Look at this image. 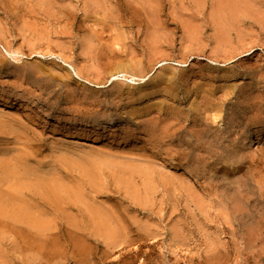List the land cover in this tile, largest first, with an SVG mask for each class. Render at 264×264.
<instances>
[{
  "label": "rangeland",
  "instance_id": "1",
  "mask_svg": "<svg viewBox=\"0 0 264 264\" xmlns=\"http://www.w3.org/2000/svg\"><path fill=\"white\" fill-rule=\"evenodd\" d=\"M127 60L143 66L139 68L144 69V73L140 74V77L136 74V78H143L145 82L108 78L117 64ZM35 68L39 70L37 74L34 73ZM158 74H167L170 82L168 79L157 81ZM262 75L264 0H0V119L6 122L0 123L1 130L4 127V130L0 131V214L4 215H1L0 226L5 227H0V235L6 238L0 237V264H67L69 261L68 264H74L69 258L72 247L67 245L87 246L92 249L90 258L96 259L88 264H243L244 258L236 257L237 250L248 257L251 252L249 254L247 250L253 251V254L262 251L260 247L264 248V235L260 238V245L255 244L254 249L248 248L244 251L246 254L240 248L229 244L230 237L223 234L220 225L222 222L224 225L227 223L226 219L220 217L225 213L222 207V210H218V207L214 209L208 202L202 210L204 203L209 200L203 196V203L201 196L197 193V197L196 193H193L192 180L182 174L179 166L172 165V161L162 162L159 155L162 151L156 154L159 159L150 157L153 159L151 162L148 158L149 163L156 164L142 165L151 166L149 177L142 173L135 176L137 173L126 175L120 172L119 160L128 162L131 156L126 155L124 158V154L117 155L119 149L138 147L149 150L152 145L155 146L154 142L147 139L152 133L148 134L149 129L141 126L142 122L145 123L143 119H146V123L149 120L159 121L161 115L165 119L166 114L158 112V107H155L156 110L147 108L152 101L155 103L159 98V101L167 100L166 103L169 100L167 104H171L173 100L175 110L180 107L179 110L184 111L189 101L201 102L204 95L202 91H212L213 93L209 92L211 100L217 101V104L219 102V105L224 104L222 113H225V107L238 102L236 112L243 116V110L247 108L245 112H249L248 115L252 117L251 105L260 99L264 100ZM151 86H156L161 92L157 91L156 96H149L151 98H142L144 101L133 96L137 88ZM47 87H50V90ZM114 88L121 91L120 95L116 93L117 97L111 93ZM162 90L167 94L170 91L174 93L171 94L173 98L170 94L165 95ZM32 95L41 97L37 99ZM35 99L37 101H34ZM44 99L46 104L42 101ZM53 104L54 106H51ZM171 105L170 113L174 116V108ZM207 112L210 113L204 115L211 116L206 120L207 123L215 127L220 126L221 130L226 132L228 125L225 127L224 124L229 120L221 112ZM219 113L221 118L214 120V116H219ZM105 115L113 118L115 116L116 123L109 127L104 126L101 121ZM17 116L21 117V121ZM95 116L98 118L97 122H91L90 119ZM12 117L18 119L15 121ZM84 121L92 124L86 126ZM240 121L239 126H236L242 131L244 129ZM120 125H123L124 129ZM225 135L227 136L226 133ZM251 140V145L243 144L244 141L240 145L226 142L223 145V161L217 167L211 166L216 169L209 167V170L212 175L217 173L222 178L226 175L230 180L238 182L242 179L241 181L248 182L247 185L252 187L255 193L253 198L257 199L259 190L263 191L261 187L264 188V133L259 137L253 135ZM230 150L232 151L229 152ZM113 151L115 156L110 155ZM233 151L237 157L232 155ZM81 154H91V159L104 156L107 163H101L102 167L97 171L100 175L95 173L99 180H96L97 177H86V174L83 176L79 165L71 166L72 162L75 164L74 160L82 159ZM18 155L23 157L20 159ZM64 158L65 162L74 160L66 164ZM90 158L83 156L87 161ZM111 158L114 161L108 162ZM131 158L129 161L132 162L134 158L140 164L143 160ZM136 161L135 164H139ZM239 166L241 167L238 168ZM162 174L167 181L161 179ZM87 178H92V182L89 183ZM145 181L147 184L144 186ZM66 189H69V192L65 191ZM70 197L73 200H70ZM77 197L78 201L74 199ZM198 200H201V203ZM108 202L110 203L107 204ZM195 203L203 207L199 208ZM262 204L264 202L261 203L264 209ZM97 205L103 210L109 205L110 208L112 206L111 209L108 207L107 211L114 214L117 220L114 234L107 235L97 228L93 210ZM12 210V213H23L25 221H20L21 218H17L21 223L16 218L12 220ZM3 212H10L11 215L8 217ZM119 215L124 221V227H119ZM5 216L14 222H9ZM36 216L39 217L38 221L43 219L48 223L51 227L49 231L53 230L51 233L58 228L65 233L71 231L72 239L66 234L54 240L52 234L48 236L50 232L47 230H33L35 227L31 224L35 223ZM4 221L10 225H4ZM65 229L70 231L66 232ZM262 231L264 233V229ZM124 235L128 237L130 244ZM225 244L230 245L228 253L224 248ZM53 245L58 247L55 246V258ZM106 249H113L112 252L115 253L111 255V250L107 253ZM215 249L216 253L226 254L223 257H214ZM133 253L138 256L135 257ZM122 254L124 258L120 257ZM255 255L256 253L252 256L254 258L249 257L251 261L249 260L248 264H257L259 259ZM126 256L133 259V262ZM216 258L220 259L217 261Z\"/></svg>",
  "mask_w": 264,
  "mask_h": 264
},
{
  "label": "bare ground",
  "instance_id": "2",
  "mask_svg": "<svg viewBox=\"0 0 264 264\" xmlns=\"http://www.w3.org/2000/svg\"><path fill=\"white\" fill-rule=\"evenodd\" d=\"M129 60H127V62H125L124 63V61L123 62H121V63H119V64H117L116 66H115V70H114V72H111L110 74H109V79H113V80H116V79H120V78H124L125 80H130V82H135V81H144L143 80V78H136V77H140L141 75L140 74H142V73H144V72H142L143 70L141 69V68H139L140 66H141V64L139 65L138 63L137 64H135V63H132V62H128ZM131 61V60H130ZM141 67H143V66H141ZM31 68H33V67H31ZM30 69V68H29ZM36 69V68H35ZM38 69V68H37ZM35 70L36 72H34V70L33 69H31V70H33V72L35 73V74H37V71H39V70ZM17 71H19V70H17ZM24 71V70H23ZM27 70H25V72H26ZM20 72V71H19ZM24 72V73H25ZM29 72V71H28ZM16 73V72H15ZM18 73V72H17ZM23 73V74H24ZM30 73V72H29ZM28 74V73H27ZM32 74V73H31ZM77 74V73H76ZM127 74H132L131 76H127ZM138 76H137V75ZM33 75V74H32ZM167 75V74H166ZM166 75H164V74H158V76H159V78L157 79V81H160V82H163V81H165L166 79H168V81L170 80V78L168 77V76H166ZM169 75V74H168ZM172 75V74H171ZM257 75V74H256ZM157 76V77H158ZM258 76H259V74H258ZM262 76H264V75H262ZM82 77V76H81ZM143 77V76H142ZM171 77H173V76H171ZM156 78V77H155ZM154 78V79H155ZM176 78V77H175ZM35 79H37V78H35ZM35 79H33V80H35ZM181 80L183 79V77H181L180 78ZM45 80V79H44ZM36 81V80H35ZM42 81H43V78H42ZM47 82H49L48 80H46ZM111 81V80H110ZM38 81H36V83H37ZM47 82H43V83H47ZM145 82V81H144ZM156 82V81H155ZM170 82V81H169ZM180 82V81H179ZM39 83V82H38ZM42 83V84H43ZM54 83V82H53ZM140 83V82H139ZM174 83V82H173ZM39 84H41V83H39ZM39 84H37V85H39ZM144 84V83H143ZM50 85V84H49ZM138 85V84H137ZM41 86V85H40ZM53 85H51V87H52ZM181 86H183V84H181ZM180 86V87H181ZM39 87V86H38ZM42 87V86H41ZM45 87V86H44ZM118 87H119V85H118ZM121 87V86H120ZM159 87V86H158ZM173 87V86H172ZM3 88V87H2ZM1 88V89H2ZM43 88V87H42ZM48 89L50 88V87H47ZM141 88V89H140ZM140 88H137L138 90L136 91V93H133V96L135 95V96H137V99H139V100H141L142 98H148L149 96H156V92L157 91H160V89H157L156 88V86H151V88H147V87H140ZM160 88V87H159ZM162 88H164V87H161V89ZM184 88V87H183ZM47 89V90H48ZM121 90H122V87L120 88ZM120 89H115L114 88V90H112L113 92H111L112 94L114 93L115 94V96L117 95V94H119V92L121 93V91H120ZM166 89V88H165ZM164 89V91H167V90H165ZM173 89H175V88H173ZM172 89V90H173ZM177 89V88H176ZM180 89V88H179ZM185 89V88H184ZM187 89V88H186ZM10 90V89H9ZM9 90H7L6 89V91H9ZM39 90H41V89H39ZM44 90H46V88L44 89ZM50 90V89H49ZM2 91H5V90H3L2 89ZM14 91V90H13ZM173 91H175V90H173ZM184 91H186V90H184ZM10 92H11V90H10ZM72 92V91H71ZM81 92V91H80ZM123 92V91H122ZM161 92V91H160ZM162 92H163V90H162ZM180 92V91H179ZM183 92V91H182ZM182 92H181V94H182ZM186 92H188V91H186ZM209 92H211V93H213L212 91H209ZM209 92H201V93H203L204 95H202V99H201V102L199 101H195L194 99H192V100H194L195 102H193V103H191L190 101L188 102L189 104H188V106H186V110H179L180 109V107L179 106H175V107H179L177 110H175V108H174V105L172 104L173 103V100H172V105L171 104H167L168 102H169V100H168V102L166 103L165 101H167V100H161V101H159L161 98H159V99H156L157 101H155V103L152 101L150 104H149V106L147 107V108H151L152 110H154L153 108H157L158 107V110H160V111H158V112H163L164 113V115L166 114V116H165V119H164V117H161L160 116V118H159V121L158 120H147L148 122L146 123V119H143V120H145V123L144 122H142V126L141 127H146V128H148L149 130H148V134H149V132H151L152 133V135L151 136H147V139L148 140H150L151 142H154V144H155V146L154 147H150L149 148V150H147L146 148L145 149H143V148H138V147H136V148H132L131 146H129V147H131V148H127V149H119V148H117V149H119L118 150V153H117V155L118 154H124L123 156H124V158H125V156L127 155V157H135V158H138V159H143L144 161L145 160H147V161H145V162H143V160L141 161V164L138 162V161H136L134 158H133V161L135 160L136 162H138L139 164H135V161L133 162H131V161H129V159L131 158H129L128 159V162H122V160H121V162H120V160H119V163L121 164H119L118 162H117V160L115 161V162H117V165L119 164V166H120V172H124L126 175L127 174H134V173H137V174H135V176L136 175H138V174H140V173H142L144 176H150V174H151V166L150 167H148L147 165H146V167L145 166H142V165H145V164H150V165H153V164H156V163H154L153 162V164H151V163H149L150 162V160L148 159V158H150V157H153V158H156L157 156H156V154H158V152H160V151H162L161 153H159V155L162 157L161 158V160H162V162H164V161H172V165H176V166H179L180 168H181V170H182V174L185 176V177H187L188 178V180H192V187H191V190L193 191V193H196V195H197V197H199L198 196V194L201 196L200 197V199L202 198V202H203V196L207 199V200H209V201H204L203 203H204V207L200 204V205H198V203H195V205L197 204L198 205V207L199 208H202V210L205 208V206H206V204H208V202H209V204H210V206L212 205V206H214V209H216V207H218L217 209L218 210H222L223 209V212H225V213H223V216H220L222 219H226L225 221H227V223L224 225V223L222 222L220 225H222L221 226V228H223L222 230H223V234H225L226 236H229L230 237V243L229 244H231V245H233L235 248H240L241 249V251L242 252H244V251H246L248 248L249 249H251V247H253V249L255 248V244H258V245H260L259 244V242L261 241L260 240V238H261V236L262 235H264V233H263V229H264V209H263V207L261 206V203H263L264 202V188H262L261 187V190L263 189V191H260L259 190V192H258V194H259V197L257 198V199H255V198H253V196H255V193H254V190H252V187H249V185H247V183H246V181H236V180H230V179H227L226 178V175H225V178H222L220 175H218L217 173H215V175L217 174V176H215V175H212L210 172H212V171H210L211 169L210 168H215V167H217V166H219L220 165V162H222L223 160V145H225L226 144V142H233V143H235V144H239L240 145V143H242V141H244L245 143H243V144H250L251 142H252V140H251V138H252V136L253 135H256V136H260L262 133H264V100H259L258 102H256L255 104H253V105H251V107H253V109H252V112H253V116L252 117H250L249 115H248V113H246L245 111H246V109L245 110H243L244 112H243V116H241V115H239L238 114V112H236V107L238 106V102H235V103H232V104H230L231 106H228V107H225V113H222L223 111L221 110L222 109V107H223V105L224 104H220L219 105V102H218V104L216 103V102H213L212 100H211V95H210V93ZM250 92V91H249ZM249 92L247 93V94H249ZM263 92V91H262ZM25 93V92H24ZM40 93V92H39ZM42 93H44L43 92V89H42ZM68 93H70V92H68ZM76 93H78V91L76 92ZM117 93V94H116ZM163 93H166V92H163ZM169 93V92H168ZM185 93V92H184ZM190 93V92H189ZM188 93V94H189ZM241 93H242V91H241ZM256 93V92H255ZM259 93V92H258ZM3 94V93H2ZM9 94V93H8ZM22 94V93H21ZM21 94H20V96H21ZM26 94V93H25ZM29 94H31V93H29ZM28 94V95H29ZM46 94H47V92H46ZM45 94V95H46ZM75 94V93H74ZM84 94H86V93H84ZM114 94H113V96H114ZM128 94V93H127ZM132 94V93H131ZM160 94V93H159ZM170 95L171 94H174V93H172L171 91H170V93H169ZM169 94H165V95H169ZM186 94V93H185ZM199 94H200V92H199ZM253 94V93H252ZM11 95H12V93H11ZM10 95V96H11ZM23 95V94H22ZM35 95V94H34ZM38 95V94H37ZM44 95V96H45ZM68 95H71V94H68ZM87 95V94H86ZM120 95V94H119ZM165 95H163V96H165ZM191 95V94H190ZM213 95V94H212ZM246 95V94H245ZM255 95V94H254ZM9 96V95H8ZM16 96V95H15ZM15 96H14V98H15ZM19 96V97H20ZM33 96V95H32ZM31 96V97H32ZM43 95H42V97H44ZM49 96V95H48ZM47 96V97H48ZM54 96V95H53ZM74 95L72 94V97H73ZM77 96H78V94H77ZM121 96H122V94H121ZM120 96V97H121ZM162 96V97H163ZM175 96V95H174ZM178 96V95H177ZM185 96V95H184ZM189 96V95H188ZM242 96H243V93H242ZM17 97H18V95H17ZM26 97V96H25ZM33 97H36L37 99L39 98L40 99V97H41V95H40V97H37V96H33ZM47 97H45V98H47ZM69 97V96H68ZM117 97V96H116ZM119 97V96H118ZM170 97V96H169ZM171 97H172V95H171ZM21 98V97H20ZM23 98H24V96H23ZM53 98V97H52ZM88 98V97H87ZM149 98H151V97H149ZM166 98V97H165ZM168 98V97H167ZM166 98V99H167ZM173 98V97H172ZM180 98V97H179ZM193 98V97H192ZM239 98V97H238ZM247 98V97H246ZM252 98V97H251ZM29 99V98H28ZM43 99V98H42ZM75 99V98H74ZM86 99V98H85ZM135 99V98H134ZM136 99V100H137ZM154 99V98H153ZM164 99V98H163ZM169 99V98H168ZM175 99V98H174ZM177 99H178V97H177ZM187 99V98H186ZM185 99V100H186ZM5 100H7L6 98H5ZM32 100H33V98H32ZM46 99H44V100H42V101H45ZM69 100H70V98H69ZM149 100V99H148ZM180 100V99H179ZM191 100V99H190ZM241 100H242V98H241ZM34 101H37L36 99L34 100ZM34 101H33V103H34ZM49 101V100H48ZM55 101H57V100H55ZM130 101V100H129ZM142 101H144V99H142ZM142 101H141V103H142ZM149 101H151V100H149ZM181 101V100H180ZM225 101V100H224ZM227 101V100H226ZM245 101V100H244ZM243 101V102H244ZM32 102V101H31ZM49 102H52V101H49ZM64 102H66V101H64ZM71 103H72V100L70 101ZM90 102V101H89ZM128 102V101H127ZM132 102H134L133 100H132ZM175 102V101H174ZM179 102V101H178ZM186 102V101H185ZM184 102V103H185ZM230 102V101H229ZM241 102V101H240ZM7 103V102H6ZM53 103H54V101H53ZM67 103V102H66ZM85 103V102H84ZM87 103V102H86ZM129 103V102H128ZM147 103V102H146ZM152 103H154V104H152ZM191 103V104H190ZM221 103V102H220ZM242 103V102H241ZM37 104H39V103H37ZM45 104H46V101H45ZM48 104V103H47ZM49 104H51V103H49ZM68 104V103H67ZM91 104V103H90ZM129 104H131V103H129ZM229 104V103H228ZM243 104V103H242ZM247 104V103H246ZM32 105V104H31ZM40 105V104H39ZM79 105H81V103L79 104ZM85 105V104H84ZM89 105V104H88ZM147 105H148V103H147ZM146 105V106H147ZM170 105L174 108L173 109V111H174V116H172L171 114L172 113H170L172 110H170L169 108H171L170 107ZM178 105V104H177ZM50 106V105H49ZM49 106H47V107H49ZM51 106H54V104L53 105H51ZM57 106V105H56ZM160 107V108H159ZM183 107V106H182ZM250 107V106H249ZM40 108V107H39ZM38 108V109H39ZM144 108H145V105H144ZM156 108H155V110H156ZM51 109H53V108H51ZM51 109H49L48 108V110H51ZM57 109V108H56ZM169 109V110H168ZM251 109V108H250ZM249 109V110H250ZM40 110V109H39ZM42 110V109H41ZM45 110V109H44ZM87 110V109H86ZM146 110H148V109H146ZM152 110H150V111H152ZM36 111V110H35ZM87 111H89V110H87ZM86 111V112H87ZM169 111V112H168ZM207 111H216V112H221L222 113V115H224L226 118H227V120H229V121H227V123H225L224 124V126L227 124L228 125V128H226L227 129V131L226 132H224L223 130H221V128H220V126L219 127H215V126H211V125H209L208 123H207V119L209 118V116L210 115H208L209 113L207 112ZM242 111V110H241ZM240 111V112H241ZM39 112V111H38ZM44 112V111H43ZM56 112V111H55ZM66 112V111H65ZM134 112V111H133ZM155 112V111H154ZM45 113H47L46 111H45ZM44 113V114H45ZM113 113V112H112ZM127 113H129V112H127ZM204 113L206 114V113H208L206 116L204 115ZM214 113V112H213ZM212 113V114H213ZM221 113H219L218 115L219 116H216L215 114V116H214V120H217V119H219V118H221ZM242 113V112H241ZM48 114H49V111H48ZM47 114V115H48ZM79 114V113H78ZM77 114V115H78ZM130 114H132L131 112H130ZM149 114V113H148ZM151 114V113H150ZM153 114V113H152ZM167 114H170V116H168ZM2 115H3V113H2ZM6 115V114H5ZM46 115V114H45ZM62 115V114H61ZM103 114H101V116H102ZM107 115V114H106ZM105 115V116H106ZM112 115V114H111ZM115 115H116V113H115ZM119 115V114H118ZM128 115V114H127ZM134 115V114H133ZM141 115V114H140ZM7 116V115H6ZM85 117H86V115H84ZM100 116V117H101ZM119 116H121V114L119 115ZM131 116V115H130ZM146 116V115H145ZM172 116V117H171ZM247 116H249V117H247ZM17 117H19V116H17ZM82 117H83V115H82ZM140 117V116H139ZM152 117H153V115H152ZM155 117V116H154ZM175 117V118H174ZM211 117V116H210ZM1 118H4V116H1ZM7 118V117H6ZM14 117H12V120H14L15 119V121L18 119H16V117L13 119ZM21 117H19V119L18 120H20L21 121V119H20ZM84 118V117H83ZM114 118H115V116H114ZM112 116H110V115H108V116H106V117H104L103 116V118H102V121H101V123H103L104 124V126H111V125H113V124H115L114 123V121L116 120L117 121V119H114ZM117 118V117H116ZM119 118V117H118ZM127 118V117H126ZM183 118H185L184 120H183ZM228 118H230V119H228ZM243 118V119H242ZM75 119V118H74ZM74 119H73V121H74ZM97 117L95 116V117H92L90 120H91V122H97ZM121 120H124L123 118H120ZM130 119V118H129ZM155 119H156V117H155ZM161 119H164V121L162 120L161 121ZM167 119V120H166ZM240 119H242V122L240 121ZM2 119H0V121H1ZM76 120V119H75ZM81 120V119H80ZM128 120V119H127ZM143 120H141V121H143ZM183 120V121H182ZM212 120H213V118H212ZM4 121V122H3ZM3 121H1L0 123H6L5 122V120H3ZM120 121V120H119ZM128 121H131V120H128ZM141 121H140V123H141ZM157 121L159 122V123H157ZM239 121L241 122V124L243 125V129L244 130H238V124H239ZM11 122H13V121H11ZM79 122H81V121H79ZM85 122V121H84ZM89 123V122H85V124H86V126H90L92 123ZM99 122V121H98ZM127 122V121H126ZM161 122V123H160ZM121 123V122H120ZM132 123V122H131ZM210 124H213L212 122H209ZM76 124V123H75ZM84 124V123H83ZM94 124V123H93ZM98 124H100V122L98 123ZM123 124V123H122ZM129 124V123H128ZM219 125H220V122L218 123ZM1 125V124H0ZM13 125V124H12ZM80 125V124H79ZM125 125V124H124ZM127 125V124H126ZM125 125V126H126ZM132 125V124H131ZM134 125V124H133ZM138 125V124H137ZM213 125H216V123L215 124H213ZM236 125H238V126H236ZM83 126V125H82ZM121 126V125H120ZM123 126V125H122ZM121 126V127H122ZM128 126V125H127ZM136 126V125H135ZM119 127V126H118ZM130 127V126H129ZM137 127V126H136ZM226 127V126H225ZM4 128V127H3ZM2 128V130H4ZM105 128V127H104ZM113 128H114V126H113ZM116 128V127H115ZM123 128V127H122ZM121 128V129H122ZM131 128H133V127H131ZM135 128V127H134ZM118 129V128H117ZM124 129V128H123ZM126 129H128V127L126 128ZM136 129V128H135ZM138 129V128H137ZM142 129V128H141ZM141 129H138V130H141ZM240 129V128H239ZM1 130V127H0V131H2ZM120 130V129H119ZM130 130V129H129ZM132 130V129H131ZM122 131V130H121ZM128 131V130H127ZM135 131H137V130H135ZM123 132V131H122ZM138 132H140V131H138ZM1 133V132H0ZM125 133V132H124ZM123 133V135H126V134H124ZM144 133V132H143ZM150 133V134H151ZM225 133L227 134V136L225 135ZM11 134V133H10ZM130 134V133H129ZM145 134V133H144ZM144 134L143 135H141L142 136V138L144 137ZM147 134V135H148ZM146 135V134H145ZM128 136V135H127ZM131 136V135H130ZM146 137V136H145ZM255 137V136H254ZM145 139V138H144ZM142 140V139H141ZM146 140V139H145ZM146 142H147V140H146ZM146 142L144 143V144H146ZM149 142V141H148ZM140 143V142H139ZM143 144V145H144ZM234 144V145H235ZM28 145V144H27ZM233 145V147H236V146H234ZM242 145V144H241ZM251 145V144H250ZM112 146V145H111ZM122 146V145H121ZM133 146H135V145H133ZM149 146V145H148ZM229 146V145H228ZM228 146H226L228 149H229V147ZM120 147V146H119ZM126 147V146H125ZM142 147V146H141ZM247 147V146H246ZM248 147H250V146H248ZM32 148V147H31ZM226 148V149H227ZM231 148V147H230ZM238 148V147H237ZM237 148H235V149H237ZM28 149H30V148H28ZM228 149H227V152H228ZM232 149V148H231ZM100 150H103V149H100ZM99 150V151H100ZM116 150V149H115ZM238 151L240 150V149H237ZM237 150H236V152H237ZM242 150V149H241ZM104 151V150H103ZM225 151V150H224ZM232 150H230L229 152H231ZM243 151V150H242ZM108 152H110L109 150H108ZM234 152V151H233ZM236 152H234V153H232V155L233 154H235ZM115 153V151H113V153H110V155L111 156H113L112 154H114ZM226 152H224V154H225ZM238 153V152H237ZM95 154V153H94ZM99 154V153H98ZM239 154H241V152L239 153ZM245 154H246V152H245ZM82 155V154H81ZM80 155V156H81ZM91 155V154H90ZM89 155V156H90ZM110 155H108V156H110ZM116 154H114V156H115ZM236 155V154H235ZM19 157H20V155H18ZM70 156V155H69ZM69 156H68V158H69ZM83 156H85L86 157V159L87 158H90L89 156H86V155H82V159H80V160H74V159H72L71 161H75V164H74V162H72L73 164L71 165L72 167H74V165H79L81 168H82V170H83V176L86 174V177H87V175L88 176H91L92 178H94V177H97V179L96 180H99L100 178H98V176H95L96 174V172L98 171V169L100 170V166L102 167V165H101V163H107L106 162V160H104V156H103V158L102 157H100V156H98V157H93L92 159L90 158V160L89 161H87V160H85V159H83ZM95 156H97V155H95ZM106 156V155H105ZM225 156V155H224ZM229 156V158H230V155H228ZM240 156V155H239ZM21 157H23V156H21ZM21 157H20V159H21ZM91 157H92V155H91ZM236 157H237V155H236ZM235 157V158H236ZM65 158H66V156H65ZM64 158V159H65ZM78 158V157H77ZM81 158V157H80ZM106 158V157H105ZM110 158V157H109ZM116 158V157H115ZM158 158V157H157ZM107 159H108V157H107ZM112 160L110 161V160H108V162H112V161H114L113 160V158H111ZM118 159H119V157H118ZM121 159V158H120ZM151 159V158H150ZM159 159V158H158ZM239 159V158H238ZM124 160V159H123ZM131 160H132V158H131ZM152 160L153 159H151V162H152ZM225 160V159H224ZM233 160V162H234V159H232ZM242 160H243V158H242ZM64 162L66 161V159L65 160H63ZM69 161V160H68ZM71 161H69V162H65L66 164H68V163H70ZM125 161H127V160H125ZM140 161V160H139ZM149 161V162H148ZM239 161V160H238ZM63 162V163H64ZM173 162L175 163V164H173ZM227 162H229V159L227 160ZM233 162L231 161V165L233 164ZM235 162H237V161H235ZM241 163H242V161H240ZM111 164V163H110ZM110 164H109V166H110ZM223 164V163H222ZM222 164H221V167H223L222 166ZM229 165H230V162L228 163ZM235 164V163H234ZM238 164V163H237ZM112 165V164H111ZM115 165V164H114ZM215 165V167H211V166H214ZM103 166H104V164H103ZM108 166V167H109ZM108 167H106V169L108 168ZM153 167H155V166H153ZM210 167V168H209ZM234 167V166H233ZM241 166H239L238 168H240ZM104 168V167H103ZM110 169H114V170H117V169H115V168H111V167H109ZM237 168V167H236ZM105 169V168H104ZM103 169V170H104ZM155 169H156V167H155ZM210 169V170H209ZM216 169V168H215ZM151 170V171H150ZM237 170H239V169H237ZM105 171V170H104ZM102 172V171H101ZM155 172H157V171H155ZM98 173V172H97ZM113 173V172H112ZM99 174V173H98ZM101 174V173H100ZM99 174V175H100ZM153 174H154V172H153ZM114 175V174H113ZM129 175V177H131ZM158 175V174H157ZM125 176V175H124ZM162 177H163V174L161 175ZM238 176V175H237ZM99 177H101V176H99ZM126 177V176H125ZM134 176H132V178H133ZM140 178H141V176H139ZM152 177V176H151ZM161 177V179H164L165 180V178L163 177L162 178ZM166 177V176H165ZM92 178L91 179H89V178H87V180H89L88 182L89 183H91L92 182ZM102 178V177H101ZM127 178V177H126ZM125 178V179H126ZM145 178H147V177H145ZM186 178V179H187ZM142 179V178H141ZM95 180V181H96ZM133 180V179H132ZM132 180H131V182H132ZM145 180V179H144ZM164 180H162V181H164ZM239 180V179H238ZM147 181V180H146ZM146 181H145V183H144V186H145V184H147L146 183ZM150 181H151V178H150ZM150 181H148V182H150ZM165 181H167V180H165ZM169 181V180H168ZM248 181V180H247ZM97 182V181H96ZM130 182V181H129ZM133 182H135V181H133ZM144 182V181H143ZM142 182V183H143ZM191 183H189V184H191ZM96 184V183H95ZM149 184H151V183H149ZM91 185V184H90ZM153 185V184H152ZM155 185V184H154ZM94 186V185H93ZM261 186H263V185H261ZM92 187V186H91ZM147 188H148V186H146ZM95 188V187H94ZM153 188H154V186H153ZM145 189V188H144ZM143 189V190H144ZM146 190V189H145ZM150 190V189H149ZM65 191H68L69 192V189L67 190H65ZM189 191H190V187H189ZM71 192V191H70ZM145 192V191H144ZM148 192H150V191H148ZM152 193V192H151ZM198 193V194H197ZM54 194V193H53ZM149 194V193H148ZM67 195V194H66ZM75 195V194H74ZM257 195V194H256ZM71 196V195H70ZM73 196V195H72ZM95 196V195H94ZM66 197V196H65ZM79 197V199L81 198L80 196H78ZM78 197H77V199L76 198H74L75 200H77L78 201ZM214 199H213V198ZM257 197V196H256ZM263 197V198H262ZM67 198H68V196H67ZM96 198H98V197H96ZM72 199V197H70V200ZM82 200H83V198H81ZM92 199H95V198H92ZM107 199V198H106ZM194 199V198H193ZM205 199V200H206ZM14 200V199H13ZM67 200H69V199H67ZM73 200V199H72ZM81 200V201H82ZM94 201V200H93ZM144 201V200H143ZM193 201H195V200H193ZM199 201V200H198ZM104 202V201H103ZM200 203H201V200L199 201ZM94 203H95V201H94ZM104 203H106V201L104 202ZM110 202H108L107 204H109ZM85 204V203H84ZM98 204V203H97ZM89 205V204H88ZM115 205V204H114ZM196 205V206H197ZM262 205H264V204H262ZM84 206V205H83ZM87 206V205H86ZM90 206V205H89ZM95 206V205H94ZM103 206V205H102ZM110 206V205H109ZM108 206V207H109ZM200 206H202V207H200ZM88 207V206H87ZM92 207V206H91ZM106 207V206H105ZM107 207V208H108ZM222 207V209H220ZM93 208V207H92ZM91 208V209H92ZM107 208H106V210L104 209H101L98 205L96 206V207H94V217H95V224L97 225V228L98 229H101V230H103L107 235H110L111 233H113V232H115L116 230H115V227L117 226V220L115 219V217L113 216L114 214H112V213H109L108 211H107ZM111 208H112V206H111ZM110 207H109V209H111ZM142 208V207H141ZM209 208V207H208ZM89 209V208H88ZM90 209V210H91ZM209 209H211V208H209ZM213 209V208H212ZM120 210V209H119ZM88 211V210H87ZM112 211V210H111ZM116 211H118V210H116ZM6 212V211H5ZM11 213L13 212V210L12 211H10ZM4 213L5 215H8V217H9V214L11 215V213ZM16 212H17V210H16ZM92 213H93V211H91ZM91 212H89V213H91ZM2 213V212H1ZM21 213V212H20ZM16 214V213H12L13 214V216H11V219L13 220V219H15L16 218V220H17V218H21V220L20 221H25V220H23V213L22 214ZM91 213V214H92ZM119 213V212H118ZM25 214V213H24ZM27 215H29V216H32V215H30L31 213H26ZM90 214V215H91ZM112 214V215H111ZM1 215L2 214H0V218H1ZM21 215V216H20ZM27 215L25 216V217H27ZM93 215V214H92ZM218 215H219V212H218V214H217V217H218ZM2 216H4V215H2ZM34 216V215H33ZM6 217V216H5ZM8 217H6L7 219H8ZM14 217V218H13ZM37 217V216H36ZM36 217H35V223L34 224H31V222H29V224H31V225H33L35 228H33V230H36V231H38V232H45L46 230L47 231H49L50 229H51V227L48 225V223L46 222V221H44L43 219H41L40 221H38V219H39V217H37V219H36ZM44 217V216H43ZM42 217V218H43ZM93 217V216H92ZM91 217V218H92ZM3 218V217H2ZM90 218V217H89ZM118 218H120L119 219V222H121V224H119V227H124V225H122V222H124L123 221V219H122V217L119 215L118 216ZM117 218V219H118ZM9 220V222L10 221H12V220ZM27 219L30 221V219H29V217H27ZM7 220V221H8ZM16 220H15V223H16ZM116 220V221H115ZM0 221H2V219L0 220ZM6 221V222H7ZM18 222H19V219L17 220ZM31 221H32V219H31ZM33 221V222H34ZM93 221V220H92ZM220 221V220H219ZM5 222V221H4ZM4 223V225H6V224H8V222L7 223ZM12 222H14V221H12ZM94 222V221H93ZM221 222V221H220ZM1 223V222H0ZM19 223H21V222H19ZM27 223V222H26ZM23 224H25V222L23 223ZM8 225H10V224H8ZM28 224H26V226H27ZM94 225V224H93ZM95 225V226H96ZM120 225H122V226H120ZM227 225V226H226ZM1 227V226H0ZM2 227H4V226H2ZM1 227V228H2ZM30 227V226H29ZM5 228V227H4ZM128 228V227H127ZM118 229V228H117ZM120 229V228H119ZM125 229H126V227H125ZM124 229V230H125ZM131 229V228H130ZM66 230V229H65ZM69 230V229H68ZM68 230H66V232H68ZM129 230V229H128ZM222 230H220V231H222ZM3 231H5V229L3 230ZM25 231H28V230H25ZM53 231V230H52ZM52 231H49L50 233H48V236H50L51 234V236L54 238V240H57V239H59V238H61L62 236H64V235H68L71 239H72V233H70V232H68V233H65V231L64 230H62V229H55L54 231L55 232H53V233H51ZM129 231H131V230H129ZM0 232H2V230H0ZM121 233H123V232H121ZM120 233V234H121ZM127 234H128V232H126ZM220 233V232H219ZM44 233H41V235H43ZM114 234V233H113ZM6 235V234H5ZM121 236V235H120ZM123 236V235H122ZM121 236V237H122ZM125 236V235H124ZM221 236H223L224 237V235H221ZM0 237L2 238H4L5 236H2V235H0ZM139 237H142V236H139ZM264 237V236H263ZM2 238V239H3ZM125 238H126V241L128 242V241H130L129 239L127 240V238L128 237H126L125 236ZM236 238V239H235ZM1 239V240H2ZM4 239H6V238H4ZM10 239V238H9ZM124 239V238H123ZM122 239V240H123ZM131 239V238H130ZM138 239V238H137ZM222 239V238H221ZM11 240V239H10ZM121 240V241H122ZM227 240V239H226ZM263 240V239H262ZM2 241H4V240H2ZM126 241L124 240V242L126 243ZM8 242V241H7ZM120 242V241H119ZM132 242V241H131ZM51 244H54L53 242H50ZM117 243V242H116ZM129 244H130V242H128ZM134 243V240H133V242H132V244ZM139 243V242H138ZM137 243V244H138ZM225 243V242H224ZM227 243V244H228ZM263 243V242H262ZM2 244V243H1ZM76 244V243H75ZM115 244V243H114ZM118 244V243H117ZM123 244V243H122ZM80 245V244H79ZM78 245V246H79ZM136 245V244H135ZM239 245L240 246H242V247H239ZM263 245V244H262ZM55 246L56 245H53L52 247L53 248H55ZM68 247H72V249L70 250L71 252H69V254H70V256H69V258L70 259H72L71 261H73V263L74 264H88V263H92V260H93V258H90V251L92 250V249H89V247L87 248V246H80V247H74V245L73 246H71V245H67ZM77 246V245H76ZM110 246V245H109ZM117 246V245H116ZM134 246V245H133ZM225 246L226 247H224V245H223V247L226 249V251H227V253H228V249H229V247H230V245H226L225 244ZM264 246V245H263ZM52 247H51V250H52ZM64 247V246H63ZM97 247V246H96ZM118 247V246H117ZM0 248H1V245H0ZM56 248H58L57 246H56ZM56 248L54 249V252H55V250H56ZM61 248V247H60ZM65 248V247H64ZM91 248H93V247H91ZM106 248H108V246L106 245ZM233 248V247H232ZM258 248H259V246H258ZM63 249V248H62ZM67 249H69V248H67ZM138 249H139V247H138ZM176 250H177V248H175ZM243 249V250H242ZM260 249L262 250V251H257V252H254V254L256 253V257H257V259H259V261L257 262V264H264V248L262 249V246L260 247ZM58 250V249H57ZM59 250H61V249H59ZM66 250V249H65ZM94 250V249H93ZM107 250V253H109L108 251L109 250H111V249H106ZM113 250V249H112ZM112 250H111V252H112ZM224 250V249H223ZM258 250V249H257ZM103 251V250H102ZM135 251H137V249L135 250ZM180 252L182 251V250H179ZM214 251V250H213ZM212 251V252H213ZM216 251H217V249H215V252L214 253H216ZM218 251H219V249H218ZM221 251V250H220ZM232 251V250H231ZM234 251H235V249H234ZM239 250H237V255H236V257L238 258H244L243 260L245 261H242V259H241V261L242 262H244V263H246V264H248L247 262H249V260L251 259V258H254V257H252V256H254V254H253V251H249V250H247L248 252H249V254H250V252H251V255H249V257L251 256V258H249L247 255L246 256H243V254H240V252H238ZM0 252H2L1 251V249H0ZM68 252V251H67ZM109 253V254H113V253H115V252H112V253ZM140 252H142V251H140ZM60 253V252H59ZM104 253V252H103ZM136 253V252H135ZM135 253H133V254H135ZM139 252H137V254H138ZM185 253V252H184ZM245 253V252H244ZM0 254H2V253H0ZM57 254V251L53 254V258H55L54 257V255H56ZM62 255H63V253H61ZM104 254H106V253H104ZM132 254V253H131ZM140 254V253H139ZM211 254H213V253H211ZM226 254V252H222V253H220V252H218V253H216V255H214V257H220V256H222L223 257V255H225ZM230 254H231V252H230ZM246 254V253H245ZM62 255H60L61 256V258H62ZM110 255V256H111ZM188 255V254H187ZM60 256H59V258H60ZM89 256V257H88ZM109 256V257H110ZM119 256V255H118ZM122 256V258H124L123 257V254L122 255H120V257ZM132 256V255H131ZM138 255H136L135 254V257H137ZM207 256H209V255H207ZM211 256V255H210ZM230 256V255H229ZM64 257V256H63ZM93 257H94V255H93ZM119 257V258H120ZM126 257H128V256H126ZM213 257V258H214ZM255 257V258H256ZM116 258V257H115ZM129 259L128 260H133V259H130V257H128ZM212 258V257H211ZM236 258V259H237ZM96 258H94V260H95ZM107 259V258H106ZM126 259V258H125ZM207 259V258H206ZM220 258H218V260H219ZM67 260V259H66ZM69 260V259H68ZM93 260V261H94ZM100 260L101 261H104V262H106L103 258H100ZM108 260V259H107ZM124 260V259H123ZM209 260V259H208ZM216 260H217V258H216ZM217 260V261H218ZM239 260V259H238ZM254 260V259H253ZM120 261H122V260H120ZM251 261V260H250ZM254 261H256V259L254 260ZM263 261V262H262ZM58 263H59V261H57ZM68 262V261H67ZM109 262V261H108ZM133 262V261H132ZM261 262V263H260ZM66 263V262H65ZM64 263V264H65ZM68 263H70V261L68 262ZM67 263V264H68ZM96 263V262H95ZM95 263H93V264H95ZM100 263V262H99ZM241 263V262H240ZM243 263V264H244ZM251 263H253V262H251ZM102 264V263H101ZM118 264H119V262H118ZM242 264V263H241ZM254 264V263H253Z\"/></svg>",
  "mask_w": 264,
  "mask_h": 264
}]
</instances>
